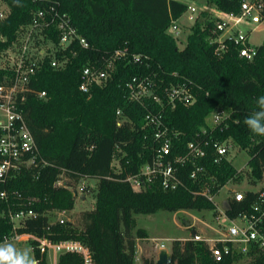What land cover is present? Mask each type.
<instances>
[{
	"label": "trees",
	"instance_id": "1",
	"mask_svg": "<svg viewBox=\"0 0 264 264\" xmlns=\"http://www.w3.org/2000/svg\"><path fill=\"white\" fill-rule=\"evenodd\" d=\"M10 11L0 22V48L12 44L36 19L39 10L46 12L42 32L46 40L56 45L55 57L67 60L56 68L46 58L31 81V91L23 105L26 124L46 161L39 168L28 170L0 189L18 190L39 216L27 220L21 233L47 237L52 241L77 240L87 245L95 264H157L145 258L137 262V237L145 236L143 229L135 233V215L159 211H212L213 201L198 193L200 182L188 178L192 164L181 167L184 186L167 191L159 183L146 189L134 190L127 180L140 172L152 159L154 128L148 123L149 107L161 111L169 127L174 153L185 154L187 143L195 141L206 150L202 158L209 175L216 179L214 191L242 174L228 160L214 162L216 143L226 139L248 151L254 181L264 170V136L253 135L244 119L256 109L257 97L264 95V42L258 46L253 59L241 57L240 46L230 39L211 41L222 33L218 19L207 11L192 27L184 48L168 32L173 20H179L189 9L188 1L197 0H3ZM226 13L240 14L241 0H206ZM55 16V21L52 17ZM264 17V11H263ZM60 20L76 29L77 36L65 48L59 49ZM42 22V21H40ZM1 37L6 40L3 41ZM79 37L88 41L80 43ZM117 51L125 55H117ZM105 69L109 73L103 85L94 84L90 92L80 89L86 66ZM13 74L0 68V84ZM137 81L149 85L162 95L166 87L184 85L196 101L186 105L177 101L175 107L162 106L149 98L146 104L130 99L128 84ZM46 91L45 98L37 93ZM221 107L229 109V117L217 127L207 123V117ZM121 115H118V112ZM124 118L122 125L118 121ZM118 159V165L114 160ZM83 178L97 179L96 203L82 211L80 225L69 221L49 222V211H71L75 207L74 188ZM64 179L63 185L57 182ZM253 194H251L252 196ZM14 202V203H15ZM244 204L231 201L228 213L236 216ZM13 208H18L13 205ZM7 205L0 203V241L12 232V224L2 215ZM45 213V214H44ZM34 245L37 241H32ZM39 264H48L35 246ZM170 264H235L228 257L215 261L207 243L195 238L175 240ZM78 253L61 254L59 264H83ZM250 264H264L258 257Z\"/></svg>",
	"mask_w": 264,
	"mask_h": 264
},
{
	"label": "built area",
	"instance_id": "2",
	"mask_svg": "<svg viewBox=\"0 0 264 264\" xmlns=\"http://www.w3.org/2000/svg\"><path fill=\"white\" fill-rule=\"evenodd\" d=\"M188 2V11H195V7L190 5V2L194 1ZM9 11L8 6L0 9V22L7 17ZM263 11L264 0H241L240 14L226 13L218 9L216 13L217 28L222 33L218 38H211L210 40L213 42L219 41V50H224L226 47L224 40L230 39L240 46L239 54L241 57L253 59L257 53V48L250 43L248 32L239 26H241L240 24L264 22ZM190 18H192L191 15ZM55 19V16H53L52 21H55ZM44 22L46 23V12L39 10L36 19L30 26L42 30V23L44 24ZM177 22L178 20H173L168 29V32L172 35L178 33L176 31L178 30ZM56 25L61 32L58 48L65 49L77 36L76 29L65 20H60ZM235 28H237L236 31H234ZM24 31H21L20 34ZM20 34L12 44L3 49L0 48V68L13 71V74L0 84V184L4 185H8L26 171L46 164V161L40 157V149L26 124L23 105L27 101L28 93L31 91L33 76L46 58H51V64L56 68L64 67L67 62V60L59 61L55 57L57 47L50 40L48 41L53 43V46H49L47 49L42 47L38 49V54H32L28 49L29 41L22 39ZM1 39L6 40L4 37H1ZM79 39L82 45L88 46L86 38L79 37ZM20 41L24 43L21 47L18 45L21 43ZM16 48H18V52H16ZM117 55H125V52L117 51ZM108 78L109 73L107 70L88 65L83 70L80 89L88 93L94 84L103 85ZM128 87L130 99L144 105H148L146 101L149 98L162 106L170 105L171 107H175L177 101L186 105L193 104L196 101L194 94L184 85L166 87L162 95L156 93L149 82L137 81L136 78L128 84ZM37 96L45 98L47 96L46 91H40ZM221 108L211 113L210 122H208L209 116L207 117V123L212 128L217 127L229 117V113H223ZM118 115H121L120 111ZM146 119L154 128V138L158 143V147H154L152 159L142 166L139 173L127 177L132 188L143 190L151 184L159 183L163 189L174 191L184 186L181 167L189 163L192 164L193 169L188 174V178L194 182H200L198 193L209 198L215 205L212 212L217 220L219 231L208 242L205 241L209 247L211 257L215 261H222L230 257L235 264L243 259L246 262L245 264H250L258 257L264 258V170L260 179L256 181L247 179V184L250 187L243 184L241 189L232 190V194L226 197L224 201H217L216 197L223 187L218 191H214L215 177L209 175V180L204 178L209 170L201 162L206 155V150L202 145L190 141L187 143L188 150L185 154L174 153L172 136L169 127L162 120L161 111L156 114L149 107ZM124 121V118L120 119L118 125H122ZM234 145L232 139L216 143L214 162L219 163L224 159L231 162L230 153H232ZM248 166L250 167L249 163ZM251 171L252 167H250L249 172ZM243 181L244 179L242 183ZM57 184L63 185L62 179L58 180ZM74 194H78L77 191ZM251 194L253 195L251 196ZM21 197L18 190L0 189V203H5L8 209L3 211L2 215L8 218L12 224V232L6 235L4 240L19 242L22 237H26V240L31 242L33 251L37 246L40 253L47 256L48 264H59V257L64 253L81 254L84 259L83 264H95L90 249L80 241H52L47 237H37L19 232V229L26 224L27 220L37 218L40 215L37 210L30 207L33 202L37 201L35 197H30L27 203L16 204L15 201V203L12 202L13 198L21 199ZM232 200L244 204L236 216H231L228 213ZM13 205H17L18 208H13ZM53 212L55 211H49L46 215L49 217ZM62 213H65V211ZM58 221L64 222L63 219ZM49 222L55 223L56 221L51 220L49 217ZM17 236H19V239H14ZM34 240L37 241L36 245L32 243Z\"/></svg>",
	"mask_w": 264,
	"mask_h": 264
},
{
	"label": "rangeland",
	"instance_id": "3",
	"mask_svg": "<svg viewBox=\"0 0 264 264\" xmlns=\"http://www.w3.org/2000/svg\"><path fill=\"white\" fill-rule=\"evenodd\" d=\"M186 1V0H183ZM190 5L195 7V11L186 12L177 22L178 33H174L179 48H184L187 44L188 36L192 32V27L195 25L196 20L201 15L202 11H207L210 18L215 19L218 9L215 5L208 3L206 0H197L190 2ZM6 3L0 1V9L6 8ZM190 15L192 18H190ZM243 30L248 32L249 41L252 45L258 46L264 42V22L255 24H240ZM237 28L234 29L236 31ZM233 31V32H234ZM22 39L29 41V51L38 54V49L42 47L47 49L49 46H53V43L46 40L43 32L39 28H32L29 26L24 33L20 34ZM21 39V40H22ZM21 42V41H20ZM23 42L18 45L21 47ZM24 44V43H23ZM20 49V48H19ZM55 49V48H54ZM54 51V50H53ZM18 52V48H16ZM30 52V53H31ZM223 113H229V109L226 107L221 108ZM212 114L209 115L208 122L211 121ZM231 155V156H230ZM232 165L240 171L242 178L238 181L228 182L220 191L216 197L217 201H224V199L232 194V190H239L246 184L247 179L252 177L248 175L250 167L248 161L250 155L247 150L240 149L238 145H234L232 153H230ZM114 164L118 165V159L114 160ZM244 179L243 183L242 180ZM64 179L62 183H64ZM96 185L97 179L95 178H83L73 189L76 194L75 207L71 211L62 213L61 211H55L50 214V219L58 221L63 219L64 221L72 222L74 225H80V215L82 211L91 209L96 203ZM79 191V192H78ZM82 194V195H81ZM222 205V204H221ZM136 228L145 231V236L137 237V262H143L145 258L154 259L157 261L162 250L172 252V245L175 240L186 241L193 237L194 232L199 236L200 240L208 242L209 239L216 236L219 231L218 223L213 215L212 211H194V210H182L179 212L159 211L156 213L143 214L139 213L135 215ZM18 244L22 248L32 249L30 241L26 240V237H22L21 241L10 240ZM33 251V250H32ZM34 254V251H33ZM35 256V255H34ZM246 262L240 260L236 264H245Z\"/></svg>",
	"mask_w": 264,
	"mask_h": 264
},
{
	"label": "clouds",
	"instance_id": "4",
	"mask_svg": "<svg viewBox=\"0 0 264 264\" xmlns=\"http://www.w3.org/2000/svg\"><path fill=\"white\" fill-rule=\"evenodd\" d=\"M244 124L253 135L264 136V95L257 97L256 109L244 119ZM0 264H39V261L32 249L5 239L0 241Z\"/></svg>",
	"mask_w": 264,
	"mask_h": 264
},
{
	"label": "water",
	"instance_id": "5",
	"mask_svg": "<svg viewBox=\"0 0 264 264\" xmlns=\"http://www.w3.org/2000/svg\"><path fill=\"white\" fill-rule=\"evenodd\" d=\"M193 236L199 238L196 232H194ZM156 262L157 264H170L173 262V257L167 250H162Z\"/></svg>",
	"mask_w": 264,
	"mask_h": 264
}]
</instances>
